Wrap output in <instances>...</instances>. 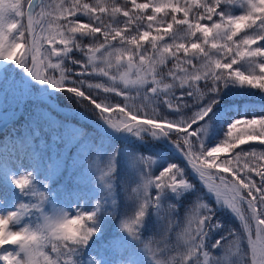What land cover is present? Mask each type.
Segmentation results:
<instances>
[{
  "label": "snow or ice",
  "instance_id": "1",
  "mask_svg": "<svg viewBox=\"0 0 264 264\" xmlns=\"http://www.w3.org/2000/svg\"><path fill=\"white\" fill-rule=\"evenodd\" d=\"M236 4L244 9L243 14H232L230 9ZM180 13L182 18L178 19ZM121 15L125 18L122 21L118 19ZM13 16L21 19H12ZM25 16L27 23L23 24L21 20ZM77 16H85L89 22L81 23ZM174 24L181 27L173 31ZM241 32L245 34L235 39ZM169 36L171 42L166 40ZM85 38L87 45L83 43ZM74 49L86 61L71 60L80 64L82 71L74 74L77 79L70 81L73 86L67 91L90 101L98 118L116 132L138 137L141 133H151L153 137L170 139L214 195L218 207L230 209L239 218L248 250L239 247V238L228 240L229 236H237L229 229L227 236L213 245L227 241L222 255L212 264H264V149L240 147L249 142L264 145V116L235 120L226 138L211 149L203 141L209 114L219 103L222 89L238 84L264 92V0H123L122 4L117 0H0V59L17 62L37 80L63 90L69 79L63 62L71 58ZM52 57L57 62L53 63ZM240 62L246 68L233 67ZM47 69H60L59 76L48 74ZM91 74L107 77L111 84H88L89 89L115 93L123 96V101L111 104L98 102L93 95L86 96L80 90L85 84L82 77ZM201 81L205 85L211 82V86L204 91L200 88ZM176 89L182 90V95L177 96ZM185 97L194 100L189 103ZM205 98L207 103H202ZM160 105L171 112L163 114ZM189 108L195 110L185 116L184 110ZM229 152L234 154L221 159L222 153ZM115 155L101 176L108 178L109 190L114 186L111 178L116 170ZM153 163L151 157L135 159L141 182L132 191L141 202L134 217L125 220L122 228L141 239L140 231L151 206L161 218V241L165 248L173 228L180 227L178 237L183 243L175 264H201V255L203 264H208L210 254L205 250V240L220 228V223L214 222L216 209L201 204L191 210L183 226L178 225L177 205L164 209L162 198L167 191L182 193L193 186L177 164L169 165L153 177ZM14 183L23 191L32 184V176L29 173L14 178ZM153 188L155 196L151 195ZM39 199L43 202L45 194L39 193ZM39 208V204H21L17 212L0 216V231L4 234L0 237L3 240L0 250L7 245L18 246L16 252H0V261L75 264L73 257L78 248L87 245L98 230L99 205L91 213L74 216L61 209L55 217L44 215L42 222L34 227L26 225L10 230V225L21 224L31 209ZM152 243L151 240L144 243V248L155 258L157 249ZM237 253L239 259H232ZM64 256L71 259L63 260ZM155 264L162 262L155 259Z\"/></svg>",
  "mask_w": 264,
  "mask_h": 264
},
{
  "label": "trees",
  "instance_id": "2",
  "mask_svg": "<svg viewBox=\"0 0 264 264\" xmlns=\"http://www.w3.org/2000/svg\"><path fill=\"white\" fill-rule=\"evenodd\" d=\"M88 2H94V0H88ZM117 2L122 4L123 0H117ZM138 2H144V0H138ZM220 8L223 10L225 5L222 4ZM230 10L233 15L243 14L244 11L239 4L232 6ZM150 12L151 9H149ZM177 18H182V13L177 14ZM76 19L81 23L89 22L85 16H77ZM118 19L122 21L125 18L121 15ZM213 19H218V17H213ZM201 22L211 23L210 21ZM180 27L174 24L173 31H176ZM153 34H155L154 31ZM244 34V32H241L235 39L239 40ZM199 36L200 34L197 33V37ZM166 40L171 42V37H166ZM83 43L87 45V38L84 39ZM78 53L80 52L74 49L70 56H76L75 54ZM80 55L83 56L82 53ZM84 61H86V57ZM84 61L82 60L81 62L83 63ZM194 63H198V61H194ZM171 66L172 61L169 60L167 67L170 68ZM185 66L187 67V65ZM63 67L66 70V74H71L74 79H77L74 74L82 71L80 64L78 68L74 69L69 59L65 61ZM233 67L246 68V65L240 62ZM89 72L91 73V69H89ZM82 79L85 80V84L81 86L80 90L84 91L86 96L93 95L98 102L103 100L111 104L123 101L124 97L117 96L115 93H104L102 89L88 88V84H111L108 78L91 74L82 77ZM3 80L4 78L0 76V86ZM67 86L72 87L73 85L68 83ZM118 86L123 88L122 85ZM210 86L211 82H208L207 85H205L204 81L200 83V88L204 91ZM72 94L71 96L76 98V101L65 96L63 99L57 100L60 105L68 107L71 111L50 109L41 101H38V98L29 97L23 109L20 110L16 121L11 126L0 131V164H6L10 162L8 161L9 159H13L21 166L25 175L30 173L31 176L36 172L44 173V167L47 165L52 169L56 167V171L62 174L64 182L61 185V190L66 192V194L68 193L70 199H73L77 195V200L81 206L95 210L99 205V211L97 212L98 230L88 242V249H91L99 257L104 258L112 264H155V259H159L162 264H175V260L178 259L177 253L181 250L180 246L183 243L178 237L180 227L173 228L169 234L167 248H165L164 243L161 241V218L157 216L153 207L150 206L148 209L147 216L140 231L141 239L134 238L122 228V223L125 220H131L134 217L141 202L140 198L132 191L141 182L139 175L135 173V169L132 166L129 167L125 163L123 157H119L121 149L126 147L131 152H137L147 157L153 158L155 156L158 159V164L156 165V170L158 171H162L172 164H177L184 170L185 179L192 183L193 187L191 191L185 192L183 195H177V193L167 191L165 193L166 197L162 201V208L164 209H167L172 204L177 205L175 219L178 225L183 226L188 214L192 209L196 208L194 198H199L202 204H207L216 209L214 222L218 221L220 228L219 230L213 231L210 234V238H206L205 240V250L210 254L208 264H212V261L217 256L222 255L224 245L227 241L221 240L220 245L216 247H213V245L221 237L227 236L229 229L233 230L237 236H229L228 240L239 238V247L244 251L248 250L246 239H244L243 225L240 220L228 208L218 207L214 195L208 192L206 186L191 166L176 156V150L178 148L170 139L167 137H158L164 143L171 146L168 148L164 144L159 143L152 135V137L145 135L146 140L157 141L162 145L157 149L149 148L148 151L138 150L139 147L129 141L127 142L123 137L120 139H112L96 129L81 113L88 115L98 124L102 125L110 134H119L120 132L111 133L109 131V125L102 119H99L96 112L92 110L94 106L90 104V101L82 97H77L75 93ZM176 94L177 96L182 95V90L176 89ZM185 99L189 103L194 100L193 97H185ZM202 103H207V98ZM39 108H45L48 115L42 116L39 110L37 111ZM194 110V108L185 109V116L192 115ZM160 111L163 114L171 112L164 105H160ZM262 116H264V92L259 89L242 88L238 84L229 85L227 88L222 89L219 103L215 105L209 114L207 133L203 136V141L207 148L214 141L220 144L226 138L227 131L232 122L238 119H252ZM203 122L201 121L200 124H203ZM195 127L197 125H193V128ZM71 138L75 139L73 148L63 157H61L60 148L51 150L49 147V142L59 143L61 146V141L64 139L70 140ZM94 144H102L105 149L118 156L115 162L116 170L111 178L114 185L111 190L106 186L108 178L106 177L102 181L96 172L89 170L86 162L80 158L81 154L74 152L75 148L78 149L79 146H92ZM240 147L243 149H264V145L258 142H249ZM236 151H239V149ZM233 154L232 152L222 153L221 159L230 158ZM58 186L59 183L56 182L55 185H52V188L55 189ZM12 188L13 185L0 173V202L2 198L9 195L10 189ZM25 194V190H16L11 193V200L19 203L25 199ZM151 195H156L154 188L151 189ZM201 211H204V209ZM25 222L26 225H32L33 227L39 223L38 219L30 216ZM87 223L91 222L88 221ZM149 240L153 241L152 247L157 249L155 258L144 248V243H147ZM83 247L86 248V246ZM5 249L6 246L0 252H5ZM233 251H235V248ZM200 259L201 264H203L204 257L202 255ZM232 259L238 260L239 253L233 256ZM0 264H3V262L0 261Z\"/></svg>",
  "mask_w": 264,
  "mask_h": 264
},
{
  "label": "rangeland",
  "instance_id": "3",
  "mask_svg": "<svg viewBox=\"0 0 264 264\" xmlns=\"http://www.w3.org/2000/svg\"><path fill=\"white\" fill-rule=\"evenodd\" d=\"M24 11L26 12V7ZM11 18L21 19L15 16ZM21 23L26 24L25 17L21 20ZM39 27L40 26L37 25V31H39ZM26 36H27V33H26ZM57 46L60 47L59 45ZM45 48H47V46H45ZM18 55H19V52H18ZM75 55L76 56H72V57L70 56L71 58L69 59V61H71L72 59L84 61L85 56L80 55V53L75 54ZM30 60L31 59L29 57V63H30ZM65 61H67V59L64 60L63 65ZM52 62L53 63L57 62V58L52 57ZM71 64L74 69L79 67V64H73L72 62ZM26 71H27L26 68L21 67L17 62H14V61L9 62L7 60L0 59V76L4 78L3 83H1V86H0V105H1L0 106L1 107L0 108V118L4 116L12 115L16 107L18 106L20 99H21L22 84H23V79H24ZM46 72L48 74H53L58 77L60 69H56L55 71H53L52 69H47ZM113 72H115V69H113ZM65 75L69 79L65 81L64 89L59 90V89L53 88L47 82H41L40 80H37L30 73L28 82H27L26 91H25L26 100L24 101L21 109H23L29 97L38 96V95H42L45 93H49L52 100H54L55 102H57L58 99L59 100L63 99L64 96L70 97L71 99L76 101V98L71 96L73 94L67 91V89L69 88L67 84L71 83L70 81L74 78L72 77L71 74L69 75L66 74V70H65ZM38 101H41V100L39 99ZM42 103L45 104L44 102ZM38 110L42 116L48 115L47 110L45 108H39L37 109V111ZM57 110L59 111V109ZM68 111H71V110L68 109ZM109 131L111 133L116 132L110 127H109ZM145 135H147L148 137H152L151 133H141L139 137L132 133H128L125 137H123V139H125L127 142L128 141L131 142L133 145H136L137 147H139L138 150H142V151H148L149 148L157 149V148H160V146H162L157 141L146 140ZM74 143H75V139L71 138L70 140L64 139L63 141H61V144H62L61 146L59 145V143H53V142H49L48 144L51 150L60 148L61 157H63L64 155H67V153L73 148ZM104 145H106V143H104ZM218 145L219 144L216 141H214L209 144L208 148L211 149L212 147H215ZM74 152L75 153L79 152L81 154L80 158L86 162L89 170L96 172L97 176L100 179H101L102 173L107 163L109 162L110 158H112L114 155L113 152H109L107 149H105L102 144H94L92 146H79L78 149L75 148ZM120 156L123 157V160L125 161V163L129 167L132 166L135 169V173L140 176V171L137 169V167H135V159L141 156L143 157H147V156L141 155L137 152H131L126 147H123L121 149V153L119 154V157ZM117 157L118 156L115 155V162L117 161ZM152 159H154V163L152 166V175L153 177H155L156 175L160 173V171L156 170L158 159L155 158V156ZM8 161L10 162L6 164H0V173L7 178L8 182L13 185V188L10 189L9 195L2 198L0 202V216H7L9 213L17 212L21 204H25V205L39 204L40 205L39 209H31L29 213L23 217L21 224L10 225V230L16 231V230H19L22 226H26L25 221L27 218H29V216L35 217L36 219H38V222L41 223L44 215H54L57 211L61 209L73 216L76 214H87V213H91L95 211V209L93 208H87L85 206H81L77 200V195H75L73 199H70L69 194L68 193L66 194V192H63V190H61L62 189L61 185L64 183L62 174L56 171V167L55 169H52L48 165L44 167V173L36 172L35 174L32 175V184L27 189H25L26 191L25 199L19 203L13 202L11 200V193L16 190H20L15 185L14 178H18L25 174L21 166L15 160L9 159ZM105 179L106 178L101 179V180L104 181ZM56 182L59 183V186L54 189L52 188V185H55ZM189 183L192 185L191 182ZM191 189L185 192L191 191ZM185 192L177 193V195H183ZM39 193H43L46 196V199L43 202H41L39 199ZM165 197L166 195L164 194L162 201L164 200ZM194 202H195L196 208H198L199 205L202 204L199 198L198 199L194 198ZM236 218L239 220L237 216ZM87 222L88 221L85 220V223ZM87 245H85L86 248H87ZM86 248L84 247L78 248L77 254L74 255L73 257L75 264H111L110 262H106L104 258L99 257L91 249H88V248L86 249ZM8 251L16 252L18 251V246L7 245L5 252H8ZM52 255H55V254H52ZM62 259L69 260L71 258L64 256L62 257Z\"/></svg>",
  "mask_w": 264,
  "mask_h": 264
},
{
  "label": "water",
  "instance_id": "4",
  "mask_svg": "<svg viewBox=\"0 0 264 264\" xmlns=\"http://www.w3.org/2000/svg\"><path fill=\"white\" fill-rule=\"evenodd\" d=\"M26 12H27V8H26ZM26 23H27V18H26ZM31 59V57H30ZM29 68L32 67V63L30 60V63L28 65ZM30 72L27 70L23 79V84H22V90H21V99L20 102L18 104V106L16 107L14 113L12 115L9 116H4L0 118V131L3 130L4 128L11 126L16 119L18 118V115L20 113L21 107L24 103V101L26 100L25 97V91H26V87H27V82H28V78H29ZM31 98H35V97H31ZM37 98H40L49 108L51 109H61V110H68L67 107L61 106V105H54L52 103V101L49 99H46L44 95H38ZM84 116V118L91 123L96 129H98L99 131H102L104 133H107L106 130H104L98 123H96L93 119H91L89 116H87L86 114H82ZM108 134V133H107ZM128 133L127 132H122L119 135H110L112 138L114 139H119L122 136H126ZM157 139V137H155ZM176 156L181 159L182 161L186 162L189 166H191L188 162L187 159L183 156V154L179 151H177Z\"/></svg>",
  "mask_w": 264,
  "mask_h": 264
},
{
  "label": "clouds",
  "instance_id": "5",
  "mask_svg": "<svg viewBox=\"0 0 264 264\" xmlns=\"http://www.w3.org/2000/svg\"><path fill=\"white\" fill-rule=\"evenodd\" d=\"M9 62H13V61H9ZM48 216H53V217H55V214L54 215H48ZM3 232L2 231H0V237H3ZM0 243H3V240L2 239H0ZM3 262V261H2ZM3 264H4V262H3Z\"/></svg>",
  "mask_w": 264,
  "mask_h": 264
},
{
  "label": "bare ground",
  "instance_id": "6",
  "mask_svg": "<svg viewBox=\"0 0 264 264\" xmlns=\"http://www.w3.org/2000/svg\"><path fill=\"white\" fill-rule=\"evenodd\" d=\"M45 98H46V99H50V98H51V96H50V95H48V94H46V95H45Z\"/></svg>",
  "mask_w": 264,
  "mask_h": 264
}]
</instances>
